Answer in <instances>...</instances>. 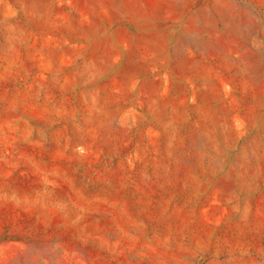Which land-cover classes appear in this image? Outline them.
<instances>
[{"label": "rangeland", "instance_id": "1", "mask_svg": "<svg viewBox=\"0 0 264 264\" xmlns=\"http://www.w3.org/2000/svg\"><path fill=\"white\" fill-rule=\"evenodd\" d=\"M0 264H264V0H0Z\"/></svg>", "mask_w": 264, "mask_h": 264}]
</instances>
